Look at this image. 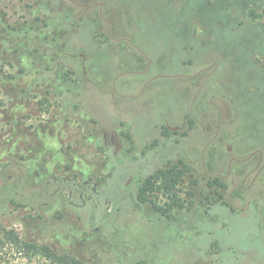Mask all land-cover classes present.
<instances>
[{
	"label": "flooded vegetation",
	"instance_id": "obj_1",
	"mask_svg": "<svg viewBox=\"0 0 264 264\" xmlns=\"http://www.w3.org/2000/svg\"><path fill=\"white\" fill-rule=\"evenodd\" d=\"M177 1L183 2L34 0L31 11L42 13L43 28L56 35L53 48L47 43L43 46L46 56L50 53L52 62L64 69L61 80L70 85L58 91L68 98L63 120H73L76 128L75 175L42 178L47 180L48 192L52 189V195L66 197L75 205L78 221H86L89 227L91 222L104 223V228L99 226L90 237L100 230L119 233L126 239L123 255L127 259L143 251L144 256L131 264L143 260L166 264L167 255L171 264L176 256L185 264H238L244 253L234 243L223 247L219 233L228 235L235 217L253 219L258 230L264 229V111L260 112L264 107V6L252 3L238 11L231 10L234 6L230 3L220 7L219 12L234 18L236 26L260 30L261 41L256 44L263 55L245 54L250 47L238 44L233 48L234 58L228 60L235 72L223 80L214 78L222 58L199 64L198 55L181 61L184 83L176 107V96L166 95L175 92L173 87L160 89L156 84L172 76L162 72L156 60L144 52L138 36L145 23L153 25L163 13L168 18L163 25L174 31L171 24L185 12L183 5L176 6ZM144 4L152 7L141 22L138 11ZM256 13L263 15L259 21L253 19ZM183 25V37H197V33L188 32L191 26ZM200 30L199 45L209 50L213 46V51L222 55L223 43L215 37L218 31L203 22ZM81 31L86 32L92 46L72 50L71 39ZM187 39L183 49L195 52L196 44ZM91 48L108 57V74L99 75L90 67L96 60ZM64 59L73 61L75 72ZM188 66L196 68L188 72ZM41 88L45 93H57V87ZM95 89L122 102L119 108L123 112L117 113L118 119L110 128L85 111L87 95ZM154 112L158 117L149 118ZM138 115L152 120L144 132L135 123ZM148 129L153 132L148 133ZM208 236L212 242L217 240L218 248L205 249L203 258L193 261L191 252L197 242L201 243L200 238ZM131 237L167 238L171 253L160 255L159 246L153 251L141 243L128 245Z\"/></svg>",
	"mask_w": 264,
	"mask_h": 264
},
{
	"label": "rangeland",
	"instance_id": "obj_2",
	"mask_svg": "<svg viewBox=\"0 0 264 264\" xmlns=\"http://www.w3.org/2000/svg\"><path fill=\"white\" fill-rule=\"evenodd\" d=\"M252 1L255 0H247L244 5L245 0H215L214 5L210 7L205 4V0H183L184 4L177 1L176 6L183 5L185 12L180 13L178 21L171 24L174 31L163 25L168 21L165 13L160 15L158 21L154 20L153 25L144 24L138 42L144 52L156 60V66L162 67V72L172 76L169 81L163 79L156 84L160 89L169 88L167 85L173 87L175 92L166 95L168 98L172 95L176 96V107L179 105L178 98L181 95L178 92L184 83L180 78L181 72L185 70V67L180 65L181 61L193 59L198 55L199 64H204L211 58H222L223 64L214 78L223 80L227 75L235 72L228 60L231 56L234 58L233 48L238 44L250 47L244 52L245 54L263 55L259 45L256 44L261 41L259 29L248 25L238 27L234 18L229 17L226 12H219L220 7H224L227 3H230V7L234 6L231 10L238 11L243 9V6L249 7ZM33 2L34 0H0V177L5 176L11 182L19 177L22 180L27 178V189L41 191L45 187L43 176L75 175L76 128L73 120L68 123L63 120L62 113L68 111L65 104L68 98L66 94L61 96L58 91L63 92L65 91L63 86L70 85L61 80L64 69L52 62L50 53L46 56L43 46V43H47V47H54L52 41L56 36L55 32L43 28V23L40 22L42 13L31 11ZM262 3L264 0L260 2V6ZM151 7V4H144V9L138 11L141 22H145L147 10ZM159 11L161 13L163 10L160 8ZM212 12L214 14H211ZM179 22L191 26L190 30L188 29L190 34H195L194 29H196L197 37L184 35V39L181 28L185 23ZM202 22L209 29L218 31L215 37H219L221 40L219 42L223 43L220 47L222 55L213 51V46L209 50V47L199 45L202 38V30H200ZM44 35L48 36V40H44ZM186 39L189 43L196 44L195 52L183 49ZM69 46L72 50L89 49L92 42L86 32L81 31L76 38L71 39ZM254 46L256 49L253 48ZM200 47L203 52L204 49L206 50L205 54H200ZM92 54L96 60L90 67L95 72L98 71L99 75L108 74L111 70L107 63L108 57L103 53L99 54L97 49H92ZM169 60L172 62L170 63ZM64 62L75 72V64L72 60L64 59ZM195 68L196 66L192 68L188 66L186 70L190 72ZM113 74L117 75L114 72ZM41 87H57V93H45V88ZM115 99L119 98L115 95L107 96L106 93L95 89L87 95L85 111L101 125L110 128L118 119V114L123 112L119 108L121 100ZM262 111L264 107L260 108V112ZM134 117L139 131L144 132L147 124L152 121L149 118H157L158 115L154 112L149 118L145 115ZM248 129L247 125L246 133ZM147 132L153 130L148 129ZM83 161L86 163L88 159L85 158ZM81 168L85 170V167ZM38 173L41 175L38 176ZM19 213L16 212L15 228L20 233L25 231L32 239L51 244L60 250H74L84 254L82 251L84 248L90 252H97V254H85L89 264H131L144 256L143 251L139 250L127 259L118 248L111 249V243L100 242L98 234L90 237V242L85 246L81 245L84 237L81 231L82 223L76 218L75 205L67 201L66 197L59 198L41 212L31 213L33 217H30V220L35 219L39 214L42 221L32 222L27 231L20 222L27 212ZM90 227H97V222H91ZM219 234L224 244L226 242V247L234 243L239 251L244 253L240 256L238 264H264V229L258 230L256 221L235 217L228 235L222 232ZM144 239L143 244L147 246L159 242L154 237H144Z\"/></svg>",
	"mask_w": 264,
	"mask_h": 264
},
{
	"label": "trees",
	"instance_id": "obj_3",
	"mask_svg": "<svg viewBox=\"0 0 264 264\" xmlns=\"http://www.w3.org/2000/svg\"><path fill=\"white\" fill-rule=\"evenodd\" d=\"M214 1L215 0H205V4L210 7L214 5ZM255 1L252 2L255 3V5L259 4L260 6V2H262L263 0ZM246 3L247 0H245L244 5ZM263 6L264 3H262L260 7ZM263 15L256 13L254 14L253 19L255 21H259V18H261V16ZM261 37H264V35L261 34ZM27 175L29 178V174ZM39 175H41V173H38V176ZM45 181L44 184L46 185ZM27 182V178H24L22 180V178L19 177L11 182L8 181L5 176L0 177V264H89V260L86 259L85 254L88 255L94 252H90L89 250H86L84 248L82 249V251H84V254L75 252L74 250H60L51 244L34 240L29 237L25 231L20 233L18 229L15 228V222L17 221V218L15 217L16 212H20L19 214H22V212L24 211L27 212V214L24 213V217L20 221L27 231L32 222L42 221V218L39 214L35 219L30 220L29 218L33 217L31 213H38V211L41 212L45 207H49L53 203H55V201H57L60 196H58L57 194L52 195V189L48 192L46 190V187L42 188L41 191L27 189ZM86 224L87 222L84 221L82 222L81 226V231H83L84 237L82 238L80 244L83 246H85L86 243L90 242V234H92V232H98L96 231V228L101 225H103L104 228V223L101 222H97V227L94 228L86 226ZM100 231V234H98V239L100 242L103 241L111 243V249L117 250L118 248L119 251L123 252V248L125 247L124 241L126 239H124L122 235H119V233L115 232L104 234ZM157 239L159 242H155L154 244L150 245V248L155 251V246H159V248L161 249L160 255H167L168 251L170 250L167 238ZM199 240L201 243L198 244V242L195 241L197 242L196 248L191 252L193 261L195 260V258H199V256H202L203 258V256L206 254L205 249H209L210 247H215V249L218 248L217 240L215 242H212L213 240L209 236L200 238ZM127 242L128 245H133L135 247L138 246L139 243L143 244L145 242V239L139 238L137 240L135 237H131L127 240ZM95 243H97V241ZM225 244L223 240V247H226ZM94 254H97V252H95ZM165 258L166 259L164 262L166 264H171L169 263L170 260H168V255ZM99 261L101 262V260ZM136 264L150 263L143 260L136 262ZM172 264H185V262L179 261V256H176V262Z\"/></svg>",
	"mask_w": 264,
	"mask_h": 264
}]
</instances>
